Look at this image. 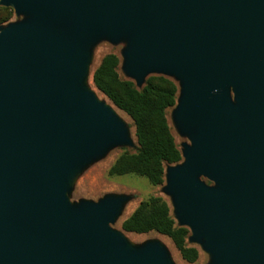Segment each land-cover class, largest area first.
Segmentation results:
<instances>
[{
  "label": "water",
  "instance_id": "1",
  "mask_svg": "<svg viewBox=\"0 0 264 264\" xmlns=\"http://www.w3.org/2000/svg\"><path fill=\"white\" fill-rule=\"evenodd\" d=\"M0 4L30 8L38 25L71 13L84 36L136 30L129 69L182 76L178 118L199 128L185 165L170 172L181 221L216 247L220 264H264V0ZM80 53L75 42L52 44L37 25L0 32V264H164L158 248L123 250L105 227L114 202L63 210L66 163L122 139L105 109L71 90Z\"/></svg>",
  "mask_w": 264,
  "mask_h": 264
},
{
  "label": "rangeland",
  "instance_id": "2",
  "mask_svg": "<svg viewBox=\"0 0 264 264\" xmlns=\"http://www.w3.org/2000/svg\"><path fill=\"white\" fill-rule=\"evenodd\" d=\"M0 6H4L1 5ZM6 7V6H5ZM11 15L0 23V32L14 29L19 25L33 24L45 34L47 39L55 45L75 42L81 52L80 67L70 87L75 93H82L93 100V103L105 109L113 118L121 132V140L107 141L97 149L81 154L69 160L66 171L60 173L61 200L63 210L74 215L83 207L114 202L115 206L107 220L105 227L119 240L125 252L136 256L148 248H158L164 264H220L216 247L206 245L205 238H195L190 223H183L179 215V204L171 189L170 172L185 165L184 152L187 148L196 146L194 137L198 135L196 125L187 126L178 118L186 89V80L173 72L149 70L141 77H137L130 69L129 52L133 47L136 30L121 28L116 34L109 31H97L90 36L80 35L72 26L71 13L60 17L42 20L35 23L30 8L18 11L14 7ZM4 14V11H0ZM115 53L119 58L117 73L122 80H130L137 88H141L145 79L154 74L165 75L176 83L178 87L176 103L166 110L167 122L170 126L174 141L181 152V160L176 164L164 166L163 182L152 185L144 176L135 173L108 174L109 168L123 153H133L136 150V137L131 118L99 91L92 81L94 69L101 58L107 53ZM231 102L236 103L230 90ZM196 178L209 187H219L218 184L200 173ZM149 195L160 196L168 205L170 213L177 224H184L189 229L186 239L188 246L195 247L198 257L194 262L183 259L173 245L171 239L155 231L133 233L122 230V221L135 209L139 201Z\"/></svg>",
  "mask_w": 264,
  "mask_h": 264
},
{
  "label": "trees",
  "instance_id": "3",
  "mask_svg": "<svg viewBox=\"0 0 264 264\" xmlns=\"http://www.w3.org/2000/svg\"><path fill=\"white\" fill-rule=\"evenodd\" d=\"M0 23L11 15L8 6H0ZM115 53L105 54L92 74L95 87L115 107L132 120L136 150L123 152L112 164L108 174L135 173L144 176L152 185L163 182L164 166L178 163L182 156L166 118V110L176 103L178 87L174 80L154 74L145 79L141 88L130 80H122ZM122 230L133 233L155 231L169 237L181 257L194 262L198 257L195 247L188 246L189 229L175 222L167 203L157 195L139 201L135 209L122 221Z\"/></svg>",
  "mask_w": 264,
  "mask_h": 264
}]
</instances>
